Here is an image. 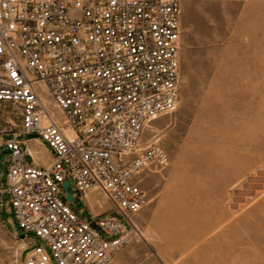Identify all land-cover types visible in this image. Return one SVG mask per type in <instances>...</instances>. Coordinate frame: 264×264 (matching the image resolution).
Masks as SVG:
<instances>
[{"label":"built area","instance_id":"obj_1","mask_svg":"<svg viewBox=\"0 0 264 264\" xmlns=\"http://www.w3.org/2000/svg\"><path fill=\"white\" fill-rule=\"evenodd\" d=\"M181 13L182 0H0V132L7 112L21 118L0 144V212L5 194L14 232L40 240L19 264H111L130 242L150 202L139 177L169 163L142 134L179 102ZM32 133L53 152L46 167L26 160ZM66 180L87 208L95 191L112 205L89 207L97 227L71 208Z\"/></svg>","mask_w":264,"mask_h":264},{"label":"rangeland","instance_id":"obj_2","mask_svg":"<svg viewBox=\"0 0 264 264\" xmlns=\"http://www.w3.org/2000/svg\"><path fill=\"white\" fill-rule=\"evenodd\" d=\"M181 24L177 108L142 134L143 145H160L169 163L139 177L150 202L132 217V238L111 264H264V0H182ZM4 118L0 144L21 125L17 114ZM8 168L3 147L4 185ZM2 199L0 264H19L27 238L32 247L40 240L14 232ZM86 203L93 213L112 208L97 191ZM70 206L97 227L82 201Z\"/></svg>","mask_w":264,"mask_h":264},{"label":"crops","instance_id":"obj_3","mask_svg":"<svg viewBox=\"0 0 264 264\" xmlns=\"http://www.w3.org/2000/svg\"><path fill=\"white\" fill-rule=\"evenodd\" d=\"M2 138L4 139V135ZM21 139L23 147L28 151V154L34 158L35 164L46 167L51 163L53 160V152L40 136L24 135ZM103 203L105 204V202Z\"/></svg>","mask_w":264,"mask_h":264},{"label":"water","instance_id":"obj_4","mask_svg":"<svg viewBox=\"0 0 264 264\" xmlns=\"http://www.w3.org/2000/svg\"><path fill=\"white\" fill-rule=\"evenodd\" d=\"M71 186V181L70 180H66L63 184V188L65 189V191L67 192V200L68 201H71V202H75V198H74V195L73 193L69 190ZM20 238H25L26 237V234L25 233H22L19 235Z\"/></svg>","mask_w":264,"mask_h":264},{"label":"bare ground","instance_id":"obj_5","mask_svg":"<svg viewBox=\"0 0 264 264\" xmlns=\"http://www.w3.org/2000/svg\"><path fill=\"white\" fill-rule=\"evenodd\" d=\"M37 154H38V153H37ZM34 155H35V154H34ZM35 156H36V155H35ZM89 200H90V202H92V201H93L91 198H90ZM94 202H95V201H94Z\"/></svg>","mask_w":264,"mask_h":264}]
</instances>
